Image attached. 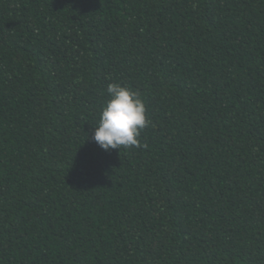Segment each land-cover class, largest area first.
<instances>
[{"label":"trees","instance_id":"16d2710c","mask_svg":"<svg viewBox=\"0 0 264 264\" xmlns=\"http://www.w3.org/2000/svg\"><path fill=\"white\" fill-rule=\"evenodd\" d=\"M0 264H264V0H0Z\"/></svg>","mask_w":264,"mask_h":264},{"label":"clouds","instance_id":"9594fccd","mask_svg":"<svg viewBox=\"0 0 264 264\" xmlns=\"http://www.w3.org/2000/svg\"><path fill=\"white\" fill-rule=\"evenodd\" d=\"M106 91L108 99L91 139L103 151L139 147L141 131L149 123L144 100L136 91L119 83L109 84Z\"/></svg>","mask_w":264,"mask_h":264}]
</instances>
